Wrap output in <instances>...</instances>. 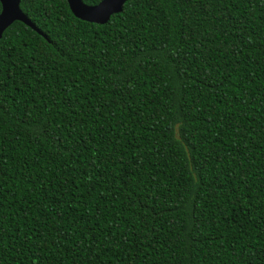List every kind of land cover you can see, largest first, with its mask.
<instances>
[{"label":"trees","instance_id":"obj_1","mask_svg":"<svg viewBox=\"0 0 264 264\" xmlns=\"http://www.w3.org/2000/svg\"><path fill=\"white\" fill-rule=\"evenodd\" d=\"M19 5L41 34L0 38V264H264V0Z\"/></svg>","mask_w":264,"mask_h":264},{"label":"water","instance_id":"obj_2","mask_svg":"<svg viewBox=\"0 0 264 264\" xmlns=\"http://www.w3.org/2000/svg\"><path fill=\"white\" fill-rule=\"evenodd\" d=\"M127 0H100L96 4H87L83 0H67L73 15L79 19L97 23H106L112 14L121 12ZM20 0H0V38L14 21H21L41 34L20 8Z\"/></svg>","mask_w":264,"mask_h":264}]
</instances>
